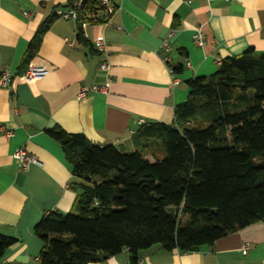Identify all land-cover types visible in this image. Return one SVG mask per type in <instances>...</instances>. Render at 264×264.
Masks as SVG:
<instances>
[{
	"label": "crops",
	"instance_id": "0c3cea01",
	"mask_svg": "<svg viewBox=\"0 0 264 264\" xmlns=\"http://www.w3.org/2000/svg\"><path fill=\"white\" fill-rule=\"evenodd\" d=\"M69 1L0 0V67L12 75L9 88L0 89V236L15 240L0 264H39L43 244L35 225L50 211L67 214L78 193L69 186L71 167L60 145L46 130L57 126L96 146L129 152L141 124L171 123L174 108L188 96L187 82L213 74L224 58L264 52V0H119L106 23L85 26V45L73 22L52 20L28 64L48 74L22 81L19 66L38 27ZM196 29L203 46L193 41ZM98 37L105 53L94 48ZM165 43L169 66L180 69L174 75L162 61ZM103 62L107 70L99 68ZM106 83L107 94L77 98L81 88ZM18 148L36 160L26 171H18L12 158ZM89 264H264V225H250L197 252L155 246L141 251L135 263L124 250Z\"/></svg>",
	"mask_w": 264,
	"mask_h": 264
},
{
	"label": "trees",
	"instance_id": "16d2710c",
	"mask_svg": "<svg viewBox=\"0 0 264 264\" xmlns=\"http://www.w3.org/2000/svg\"><path fill=\"white\" fill-rule=\"evenodd\" d=\"M111 1L116 7L118 0ZM83 10L99 12L88 24L108 19L97 0H86ZM54 19L38 27L19 74ZM76 30L85 45L77 24ZM187 87L171 123L141 124L129 152L57 126L46 130L60 145L71 167L69 186L78 193L67 214L50 211L35 225L43 244L37 263H96L124 250L135 263L155 246L187 254L264 225V52L224 58L213 74ZM14 243L0 236V258Z\"/></svg>",
	"mask_w": 264,
	"mask_h": 264
},
{
	"label": "built area",
	"instance_id": "2783aa9c",
	"mask_svg": "<svg viewBox=\"0 0 264 264\" xmlns=\"http://www.w3.org/2000/svg\"><path fill=\"white\" fill-rule=\"evenodd\" d=\"M98 5L101 8V13L105 18H109L114 12L118 10V3L115 7L111 0H97ZM225 2H229L230 0H224ZM85 2L83 3L82 0H70L64 8H56L53 10L52 14L55 18L71 21L80 26L81 30L88 25L86 19L89 18H100L99 12L97 14H91L88 10H83ZM27 16V14H24ZM108 21L106 19L105 23ZM193 41L197 46H203L204 38L203 34L200 29H196L193 36ZM165 56L162 58L163 63L167 66V70L171 75L173 74L172 68L169 66V57L168 53L170 52L169 45L165 43L164 45ZM94 48L99 53L106 52V45L102 37H98L94 41ZM220 61H217V64ZM99 68L101 70H107L108 64L103 62L100 64ZM48 74L47 70L42 67L32 66L29 65L23 74L20 76V79L24 82H31L39 79H43ZM12 81V75L5 70L4 68L0 67V89H8ZM177 80L173 79V85H177ZM108 92V83L102 86H92L90 88H81L77 98L82 99L85 98L90 93H100V94H107ZM6 136H10V133L7 132ZM12 158L16 164L18 171H26L29 164L35 163L36 160L34 157L30 156L24 148L16 149L13 154ZM246 250V246L244 248Z\"/></svg>",
	"mask_w": 264,
	"mask_h": 264
},
{
	"label": "water",
	"instance_id": "95a60500",
	"mask_svg": "<svg viewBox=\"0 0 264 264\" xmlns=\"http://www.w3.org/2000/svg\"><path fill=\"white\" fill-rule=\"evenodd\" d=\"M86 0H82V2L84 3Z\"/></svg>",
	"mask_w": 264,
	"mask_h": 264
}]
</instances>
